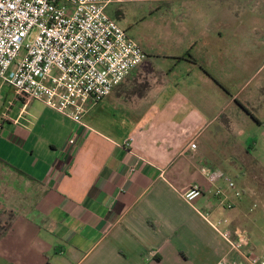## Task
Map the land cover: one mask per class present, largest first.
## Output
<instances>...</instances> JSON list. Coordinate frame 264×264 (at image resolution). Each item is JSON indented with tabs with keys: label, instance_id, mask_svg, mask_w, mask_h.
Wrapping results in <instances>:
<instances>
[{
	"label": "crops",
	"instance_id": "0c3cea01",
	"mask_svg": "<svg viewBox=\"0 0 264 264\" xmlns=\"http://www.w3.org/2000/svg\"><path fill=\"white\" fill-rule=\"evenodd\" d=\"M135 3L175 11L186 39L166 55L142 47L146 60L84 125L34 100L1 108L0 206L13 224L0 264L236 261L199 212L229 219L264 257L250 232L264 215V0H119L107 12ZM227 167L241 199L182 198L212 189L202 168Z\"/></svg>",
	"mask_w": 264,
	"mask_h": 264
},
{
	"label": "built area",
	"instance_id": "2783aa9c",
	"mask_svg": "<svg viewBox=\"0 0 264 264\" xmlns=\"http://www.w3.org/2000/svg\"><path fill=\"white\" fill-rule=\"evenodd\" d=\"M117 1L0 0V88L14 87L84 125L88 108L106 99L147 58L108 15V7ZM190 149H197L196 141ZM201 173L212 189L191 187L181 194L187 203L194 204L206 192L223 204L231 201V193L233 199L244 196L225 172L202 168ZM199 213L237 257L218 264H264V257L248 252V233L233 231L227 218L212 221Z\"/></svg>",
	"mask_w": 264,
	"mask_h": 264
},
{
	"label": "rangeland",
	"instance_id": "374dc122",
	"mask_svg": "<svg viewBox=\"0 0 264 264\" xmlns=\"http://www.w3.org/2000/svg\"><path fill=\"white\" fill-rule=\"evenodd\" d=\"M121 12V19H116L111 11L108 13L112 17H115L119 25L127 32L128 36L134 42L143 47L151 56L156 54L166 55L171 50V44L175 39H178L179 37L186 39V37L183 36L186 32L179 35V31L182 27L176 18L177 15L175 14V11L173 10L168 11L164 7L158 8L155 3H135L126 5L124 13L123 11ZM36 33L37 31L35 30L34 35ZM0 89V111L3 107L1 114L7 115L8 110L11 108H14V110H20V107L22 108L21 103L14 105V102L19 95L16 88L3 86V88L1 87ZM226 169L229 176H238V174L231 170L230 167H227ZM258 192L263 193L264 191H259L258 189ZM261 197L264 202V194H262ZM3 208V206H0V222L2 224L7 223L11 217V214L8 212H3ZM254 210V214L262 212V209L258 211V208H256ZM250 232L253 235H255L254 232L257 233V236H253V239L259 237L258 239L260 240L261 245L264 246V215L259 223L250 226Z\"/></svg>",
	"mask_w": 264,
	"mask_h": 264
},
{
	"label": "trees",
	"instance_id": "16d2710c",
	"mask_svg": "<svg viewBox=\"0 0 264 264\" xmlns=\"http://www.w3.org/2000/svg\"><path fill=\"white\" fill-rule=\"evenodd\" d=\"M171 5H172V3H169L168 4V8L170 9V7H171ZM108 13V12H107ZM18 100L19 101H21V102H23V103H25V102H27V101H29V98H27V97H25V96H23V95H21V94H19L18 95ZM256 164V163H255ZM257 165V164H256ZM3 212H8L9 214H11L10 216V218H9V220H8V222L7 223H4V224H2L1 222H0V240L7 234V232L12 228V220H13V213L11 212H9V210L8 209H6V208H3Z\"/></svg>",
	"mask_w": 264,
	"mask_h": 264
}]
</instances>
